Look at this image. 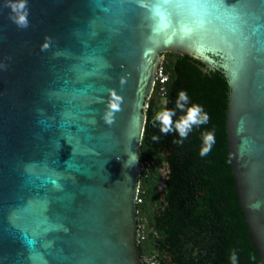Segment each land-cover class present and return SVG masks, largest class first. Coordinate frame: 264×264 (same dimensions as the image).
<instances>
[{"label":"water","instance_id":"1","mask_svg":"<svg viewBox=\"0 0 264 264\" xmlns=\"http://www.w3.org/2000/svg\"><path fill=\"white\" fill-rule=\"evenodd\" d=\"M168 53L227 80L236 191L264 264V0H0V264H146L141 147Z\"/></svg>","mask_w":264,"mask_h":264},{"label":"trees","instance_id":"2","mask_svg":"<svg viewBox=\"0 0 264 264\" xmlns=\"http://www.w3.org/2000/svg\"><path fill=\"white\" fill-rule=\"evenodd\" d=\"M164 66L169 76L165 95L156 88L149 100L141 147L137 216L145 263L232 264L235 252L238 264H262L236 191L226 132L227 80L220 71L203 72L206 67L187 55L168 53ZM181 91L188 95L186 108L199 104L210 120L177 144L178 132L165 135L153 121L158 112L175 109ZM176 111L174 121L186 114ZM206 131H214L215 144L202 157ZM153 136H159V142Z\"/></svg>","mask_w":264,"mask_h":264},{"label":"clouds","instance_id":"3","mask_svg":"<svg viewBox=\"0 0 264 264\" xmlns=\"http://www.w3.org/2000/svg\"><path fill=\"white\" fill-rule=\"evenodd\" d=\"M13 12H16L15 5H9ZM21 7H25V5H21ZM18 26L27 27V13L25 15L19 16L14 20ZM123 83V81H122ZM188 102V95L186 92L181 91L179 93V98L176 101L175 109H164L156 114L154 117L153 123L159 122L160 131L167 135L170 132H178L180 139L174 141L177 144H182L184 140H186L189 136V133L192 132L194 128H199L202 125H206L209 123L210 116L204 110V108L199 104H193L191 107L186 108V104ZM122 97L117 95L115 92L112 93V99L109 102L106 115L104 119L107 123L111 124L114 122V114L117 111L121 110ZM180 110L185 112V115L180 116L178 120H173V117L177 115L176 110ZM203 138V147L200 151V155L206 156L212 149V146L215 144V133L214 131H206L202 134ZM152 139L156 142H159V136H153ZM126 166H129L126 164ZM232 264H238V257L235 252H232L230 256Z\"/></svg>","mask_w":264,"mask_h":264},{"label":"built area","instance_id":"4","mask_svg":"<svg viewBox=\"0 0 264 264\" xmlns=\"http://www.w3.org/2000/svg\"><path fill=\"white\" fill-rule=\"evenodd\" d=\"M168 80H169V76L166 72L164 62H163L162 64H160V66L158 67L156 71L155 82H154L155 90L157 88L161 96L165 95V85L167 84ZM142 169H143V164H142Z\"/></svg>","mask_w":264,"mask_h":264},{"label":"rangeland","instance_id":"5","mask_svg":"<svg viewBox=\"0 0 264 264\" xmlns=\"http://www.w3.org/2000/svg\"><path fill=\"white\" fill-rule=\"evenodd\" d=\"M154 92H155V90H154ZM154 94V93H153ZM153 96V95H152ZM165 101L164 100H161V103H164Z\"/></svg>","mask_w":264,"mask_h":264}]
</instances>
